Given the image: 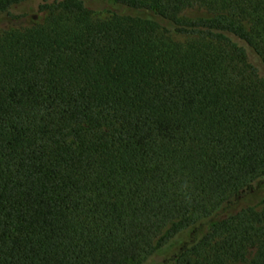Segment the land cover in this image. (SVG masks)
Returning <instances> with one entry per match:
<instances>
[{
  "label": "trees",
  "instance_id": "16d2710c",
  "mask_svg": "<svg viewBox=\"0 0 264 264\" xmlns=\"http://www.w3.org/2000/svg\"><path fill=\"white\" fill-rule=\"evenodd\" d=\"M33 1L0 34V264H264V0L0 16Z\"/></svg>",
  "mask_w": 264,
  "mask_h": 264
},
{
  "label": "rangeland",
  "instance_id": "374dc122",
  "mask_svg": "<svg viewBox=\"0 0 264 264\" xmlns=\"http://www.w3.org/2000/svg\"><path fill=\"white\" fill-rule=\"evenodd\" d=\"M39 3H40L39 1H33L31 3L22 5L14 9L13 14H15V17L8 15L0 16V34L7 30L28 27L33 24L42 22L45 16L44 13H41L38 9ZM97 16L103 19L107 17L108 14L100 13ZM182 16L186 18L195 19V18H207L210 16V14L204 8L192 7L185 9L182 13ZM261 207L262 206H259V208ZM149 264H153V263H149Z\"/></svg>",
  "mask_w": 264,
  "mask_h": 264
}]
</instances>
